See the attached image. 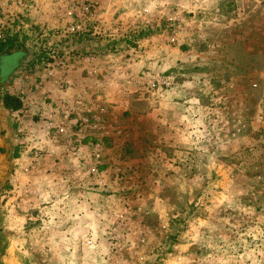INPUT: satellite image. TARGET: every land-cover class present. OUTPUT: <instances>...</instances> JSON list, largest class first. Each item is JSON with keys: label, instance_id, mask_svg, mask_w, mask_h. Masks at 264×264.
<instances>
[{"label": "rangeland", "instance_id": "obj_1", "mask_svg": "<svg viewBox=\"0 0 264 264\" xmlns=\"http://www.w3.org/2000/svg\"><path fill=\"white\" fill-rule=\"evenodd\" d=\"M0 31L84 67L44 144L1 155L0 264H69L50 241L80 222L42 211L65 194L105 264H264V0H0Z\"/></svg>", "mask_w": 264, "mask_h": 264}, {"label": "crops", "instance_id": "obj_2", "mask_svg": "<svg viewBox=\"0 0 264 264\" xmlns=\"http://www.w3.org/2000/svg\"><path fill=\"white\" fill-rule=\"evenodd\" d=\"M30 54L29 51L0 54V170L1 155L16 159L22 151L44 144L50 113L68 102L71 91L84 80V67L76 63L63 69L38 63L21 68ZM6 63H11V68ZM5 95L17 97L21 104L7 107Z\"/></svg>", "mask_w": 264, "mask_h": 264}, {"label": "clouds", "instance_id": "obj_3", "mask_svg": "<svg viewBox=\"0 0 264 264\" xmlns=\"http://www.w3.org/2000/svg\"><path fill=\"white\" fill-rule=\"evenodd\" d=\"M192 104H198V100H192ZM187 111L192 115L195 116L198 114L199 110L193 111L192 108L187 109ZM184 121L188 122V126L192 129L191 132H188L185 136V141L190 140L192 136H196L199 140L203 133L200 131L202 127V120L201 119H189L188 115H185L182 117ZM45 200L48 199L47 195L44 197ZM68 200L67 194L63 197V199H57L55 203L52 204V208L50 210H42L45 211V214L50 217L47 221H45L44 228H50L55 227L56 229H59L62 224L66 223L69 219H74L79 221L75 228H70L66 232H57L56 235L60 237L59 243L56 242L55 236L52 237L51 243L55 247H59L60 245H63L66 251L70 250V253L68 256H63L61 259L68 260L69 264H75L76 256V241L78 237H83V239L86 241V255H85V264L91 253L95 250V255L100 256L101 260L99 264H105V261L103 260V256L106 255L107 250L104 248L103 244H96L97 240V221L93 219L94 213H88L86 211V207H80L79 209L72 208L71 211H65V209L69 208V204H65V201ZM225 200H228V207H232V203L229 199V197L224 196L223 199L219 201V203L216 205V207H219V204L224 203ZM70 203H75V201H71ZM64 204V208H59L58 206ZM75 212H83L84 216L80 215H73ZM63 213V216L66 217V219L61 218L58 220V217L60 214ZM101 219H104V217H101ZM85 220L91 221V223H84ZM206 222H201V225L203 226ZM90 230V231H89ZM102 232V230H101ZM196 237H193V240H195ZM250 259H252V254H247ZM262 256H264V253H261ZM95 264V262H94ZM253 264H259L258 261L253 259Z\"/></svg>", "mask_w": 264, "mask_h": 264}, {"label": "trees", "instance_id": "obj_4", "mask_svg": "<svg viewBox=\"0 0 264 264\" xmlns=\"http://www.w3.org/2000/svg\"><path fill=\"white\" fill-rule=\"evenodd\" d=\"M16 34H14L12 37L7 36L4 39H1L0 41V54H6V53H15V52H31L30 58L28 60H25L23 64H40L45 56V53L43 49H40L37 53L34 51L32 52L28 48L25 47L24 43L22 41L16 42ZM24 65V66H25ZM4 103L8 107H18L21 103L20 100L17 97L13 96H4Z\"/></svg>", "mask_w": 264, "mask_h": 264}, {"label": "built area", "instance_id": "obj_5", "mask_svg": "<svg viewBox=\"0 0 264 264\" xmlns=\"http://www.w3.org/2000/svg\"><path fill=\"white\" fill-rule=\"evenodd\" d=\"M1 39H2V35H1V31H0V41H1Z\"/></svg>", "mask_w": 264, "mask_h": 264}, {"label": "bare ground", "instance_id": "obj_6", "mask_svg": "<svg viewBox=\"0 0 264 264\" xmlns=\"http://www.w3.org/2000/svg\"><path fill=\"white\" fill-rule=\"evenodd\" d=\"M176 264H179V263H176Z\"/></svg>", "mask_w": 264, "mask_h": 264}]
</instances>
